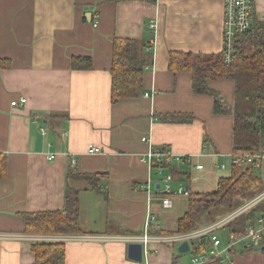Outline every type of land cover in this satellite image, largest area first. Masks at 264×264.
I'll list each match as a JSON object with an SVG mask.
<instances>
[{"label": "crops", "instance_id": "0c3cea01", "mask_svg": "<svg viewBox=\"0 0 264 264\" xmlns=\"http://www.w3.org/2000/svg\"><path fill=\"white\" fill-rule=\"evenodd\" d=\"M252 13L264 21V0H253ZM114 38L139 40L145 51L152 45V64L137 96L112 103ZM222 47L223 0H0V59L11 63L0 69V154L7 159L0 178V264H34L31 243L61 236L25 233L21 214L62 209L69 167L104 176L99 190L69 182L81 189L83 234L64 240L65 264H191L192 257L177 254L182 242L154 240L176 231L188 208L187 193L170 194L171 205H162L163 178L170 177L175 192L180 186L213 191L229 175L233 115L215 114L213 98L192 91L189 73H172L168 56ZM74 57H90L91 67L72 68ZM208 85L232 104V80ZM20 97L24 105L10 104ZM167 114L193 119L167 121ZM92 146L100 152H89ZM155 150L190 160L167 161L179 171L173 179L167 167L150 163ZM149 213L157 223L149 233L151 251L144 256L141 247L135 261L128 245L142 235ZM225 246L202 264H264V250L235 243L223 252Z\"/></svg>", "mask_w": 264, "mask_h": 264}, {"label": "trees", "instance_id": "16d2710c", "mask_svg": "<svg viewBox=\"0 0 264 264\" xmlns=\"http://www.w3.org/2000/svg\"><path fill=\"white\" fill-rule=\"evenodd\" d=\"M231 61L225 59V48L219 53L200 54L191 52H169V70L172 73L185 72L191 75V89L195 94H206L213 98L215 114L233 115L232 155L245 152L264 151V21L251 13L250 26L233 39ZM112 63L110 67V100L112 103L124 98H133L141 90L143 73L152 64L151 54L145 51L143 42L136 39L114 38ZM225 47V44H224ZM8 59H0V69L10 67ZM90 57L71 58V67L90 68ZM209 80H232L234 99L229 104L221 94L209 87ZM165 120L192 121L191 115H165ZM7 159L0 154V178L5 176ZM158 167H167L170 175L178 176L177 167L162 161ZM228 176L217 179L216 188L209 192H193L188 189V208L177 220V230L171 233H185L215 223L232 213L245 201L264 191V179L254 164H230ZM104 174H79L69 167L64 194V207L58 210L24 212L21 214L25 233L54 234L61 236L82 235L79 223L80 188L70 185V180H82L88 187L99 190L97 181ZM189 180V177H186ZM264 217V199L248 210L234 216L223 225L227 235L244 234L257 218ZM255 248V247H247ZM34 264H65V242L33 241L30 246ZM205 250L204 243L193 251ZM264 250V249H263ZM217 259V258H215ZM214 260V259H213Z\"/></svg>", "mask_w": 264, "mask_h": 264}, {"label": "built area", "instance_id": "2783aa9c", "mask_svg": "<svg viewBox=\"0 0 264 264\" xmlns=\"http://www.w3.org/2000/svg\"><path fill=\"white\" fill-rule=\"evenodd\" d=\"M252 5L253 0H223V48H225V59L226 61H231V55L233 53V37L238 34L245 32L248 27L250 26V19L252 13ZM96 25V24H94ZM225 44V47H224ZM152 45H149L148 50L150 51ZM26 102L25 97H20L18 100L11 101V105H24ZM41 132L44 134L45 129L41 128ZM143 141H150L149 138L143 137ZM89 152H100L98 147H89ZM54 154L50 153L48 155L49 159H52ZM150 163L157 165L162 161H168L169 159L174 158L175 160H181L182 158L189 162V157H181L172 154L170 151H161L155 150L151 151L148 154ZM231 163L233 164H254L256 167L260 169H264V151H256V152H245L241 155H232L231 156ZM158 167V166H157ZM224 167V164H222ZM159 168V167H158ZM197 169H201L202 165H196ZM160 169V168H159ZM170 177L165 176L163 178V192L165 195L161 199V203L164 207H169L171 205V200L169 198L170 194L173 193H187L182 186L178 188V190L172 191L169 188L168 181ZM264 199V191L255 195L252 199L244 203L238 209L233 211L232 213L224 216L223 218L219 219L215 223L208 224L202 226L201 228L191 230L185 233H169L166 235H156L154 236V240L160 243H173V242H184L189 241L193 238L203 239L205 242H208L212 247L209 250L210 257H206L200 253L197 256H193L191 259V264H202L206 261L213 260L215 258L220 257L221 251H216V247L220 245V239L216 235V231L223 227L225 223H227L231 218L234 216L248 210L257 202ZM156 218L153 213H149L146 216L143 233L138 238V241H134L131 239V242H138L141 243L143 255L146 256L150 253L149 244L152 240L150 237L151 229H154L156 226ZM177 234V235H176ZM76 235L73 236H57L55 238L48 239L50 241H57V240H70L74 239ZM229 241L227 242L223 252L229 251L235 243H241L244 247H258L264 244V217L257 218L256 224L249 226L248 229L241 235H229Z\"/></svg>", "mask_w": 264, "mask_h": 264}, {"label": "rangeland", "instance_id": "374dc122", "mask_svg": "<svg viewBox=\"0 0 264 264\" xmlns=\"http://www.w3.org/2000/svg\"><path fill=\"white\" fill-rule=\"evenodd\" d=\"M229 168H230V167H229V165L227 164V170H226L225 173L228 174V172H229L228 169H229ZM222 172H224V171H222ZM246 202H247V201H245V203H246ZM216 232H217L218 237H219L220 242H221L220 245H219L218 247H216V249H215L216 251H218L220 248H223V246H225V244H227V242L229 241V238H228L227 231H226L225 228H220V229H218ZM190 242H191V248L189 249V251H186V252H184V253H180V252L178 253V251H177V254H178V255H180L181 257H182V256L186 257V259H188L189 261H190L189 258L198 255V253L195 252V251H193L192 248L197 247L198 244H200L199 238H196V239L193 238L192 240H190ZM224 242H225V243H224ZM175 245H179V244L176 243ZM176 247H177V246H176ZM204 247H205V250L201 251V254L209 258V257H210L209 250H210L212 247L209 245L208 242H205V243H204Z\"/></svg>", "mask_w": 264, "mask_h": 264}, {"label": "water", "instance_id": "95a60500", "mask_svg": "<svg viewBox=\"0 0 264 264\" xmlns=\"http://www.w3.org/2000/svg\"><path fill=\"white\" fill-rule=\"evenodd\" d=\"M255 249L256 250H263L264 244L256 247ZM178 251L181 253L189 251L188 242L187 241L182 242L178 247ZM128 257L135 260V261H141V244L140 243H133L132 242L128 245Z\"/></svg>", "mask_w": 264, "mask_h": 264}]
</instances>
